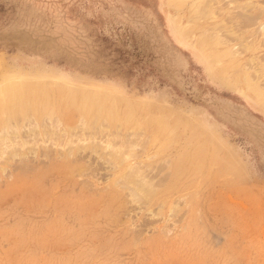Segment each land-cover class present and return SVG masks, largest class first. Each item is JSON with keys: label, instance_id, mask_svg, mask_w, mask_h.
<instances>
[{"label": "rangeland", "instance_id": "rangeland-1", "mask_svg": "<svg viewBox=\"0 0 264 264\" xmlns=\"http://www.w3.org/2000/svg\"><path fill=\"white\" fill-rule=\"evenodd\" d=\"M0 92V264H264L263 0H0Z\"/></svg>", "mask_w": 264, "mask_h": 264}, {"label": "bare ground", "instance_id": "bare-ground-1", "mask_svg": "<svg viewBox=\"0 0 264 264\" xmlns=\"http://www.w3.org/2000/svg\"><path fill=\"white\" fill-rule=\"evenodd\" d=\"M211 1V0H210ZM219 1V0H218ZM221 1V0H220ZM225 1V0H224ZM251 0H249V2H250ZM264 1V0H263ZM214 2V1H213ZM215 3V2H214ZM217 3V2H216ZM204 4V3H203ZM222 4V3H221ZM224 4H226V2L224 3ZM205 5V4H204ZM200 7H201V5H200ZM237 7H238V5H237ZM237 9V8H236ZM216 14V13H215ZM240 16V15H239ZM234 17V16H233ZM235 19V18H234ZM237 19V18H236ZM239 19V18H238ZM237 19V20H238ZM233 20V19H232ZM231 20V21H232ZM246 20V19H245ZM225 21H226V19H225ZM224 21V22H225ZM229 21V20H228ZM248 21V20H247ZM242 22V21H241ZM234 23H236V22H234ZM254 23V22H253ZM243 28V27H242ZM263 28V27H262ZM218 29V28H217ZM235 30V29H234ZM237 30H238V28H237ZM243 30V29H242ZM217 31V30H216ZM244 31V30H243ZM225 33V32H224ZM252 34V33H251ZM221 35V34H220ZM225 35V34H224ZM202 42V41H201ZM204 43V42H203ZM246 45V44H245ZM211 59V58H210ZM218 59V58H217ZM208 63V62H207ZM221 70V69H220ZM221 72V71H220ZM35 74V73H34ZM38 74V73H37ZM43 74V73H42ZM220 74V73H219ZM222 74V73H221ZM39 75V74H38ZM51 75V74H50ZM242 75V74H241ZM31 76V75H30ZM33 76V75H32ZM42 76V75H41ZM51 77V76H50ZM63 77V76H62ZM251 77V76H250ZM13 77H11V78H9V79H12ZM19 80V79H18ZM27 80V79H26ZM47 80V79H46ZM13 82V81H12ZM14 82H16V81H14ZM14 82H13V85H14ZM47 82V81H46ZM7 83L8 82H6V84L3 86V90L1 89V91H5L4 92V94H7V96L6 97H8L7 99L6 98H4V99H6V101H9V100H12V98L11 97H15L16 95H17V93H19L18 95H17V97L20 99V104H21V108H20V114L22 113V115H23V120L24 121H26L25 123H24V121H23V123L24 124H30V123H35V125H33V126H37V127H39L40 125H36V124H38L39 122H38V117H39V115H38V113H40V116L41 115H44V114H47V117L49 118V119H56V122H58V123H60L61 122V118H60V111H61V108L62 107H60V110H59V107L57 106V107H55V105H54V107H51V106H53V105H48L49 104V101L46 103V105L43 107L42 106V109H40L41 108V106L37 103L38 102V100H37V105H39V106H37L36 104L35 105H29L30 103H27V106L25 107V104H26V102L28 101V100H25V98H24V96L26 95V94H24V96H22L23 94L21 93V92H18L17 90L18 89H14V87L12 88V89H10L9 90V88H6L5 86L7 85ZM21 83H23V85H20V83H19V85H18V88L19 89H21V91H22V88H24V82L23 81H21ZM38 83V82H37ZM32 84V83H31ZM34 84V86L36 85L35 83H33ZM9 85V84H8ZM7 85V86H8ZM12 85V86H13ZM26 85V84H25ZM14 86H16V85H14ZM259 86V85H258ZM258 86L255 84H252V85H250V89H252V90H254L253 92H255V94H256V92L258 91V92H260V90H259V88H258ZM30 87V86H29ZM56 88V87H55ZM70 88V87H69ZM36 91H41L42 93H41V95H39V96H36L34 93H32V94H34L35 96H33V99H34V97L35 98H38V97H42V94H44L45 96H46V94L45 93H47V91H46V86L44 85V83H41V82H39L38 83V85L37 86H35V88H34ZM50 89V88H49ZM71 89H74V88H71ZM249 89V90H250ZM50 91H52V89H50ZM68 91V90H67ZM94 91L96 92V95H93L92 93H90V94H86L85 95V97H84V99L82 100L83 101V104H81L82 105V107H84V113H83V110L81 111V110H79V111H81L83 114H85L82 118H81V120H83V126H84V124H89L90 123V120H89V118H88V116H90L93 112H94V110H95V115H97V116H101L105 111H104V108L106 107V105L108 104V103H110V105H109V107L110 106H112L111 108H113V106L114 105H116L117 103H118V97L117 96H114V94L113 93H111V92H108V91H106V90H101V89H94L93 91H91V92H93L94 93ZM251 91V90H250ZM2 92V93H3ZM52 92H54V91H52ZM69 92V91H68ZM67 92V93H68ZM263 92V91H262ZM1 93V92H0ZM62 93V92H61ZM67 93H65V94H67ZM251 93H252V91H251ZM32 94H30L31 95V97H32ZM36 94H38L37 92H36ZM48 94V93H47ZM51 94V93H50ZM54 94V93H53ZM60 94V93H59ZM68 94H70V97H72L74 100H72V98H71V100H69L68 102H70V101H73V103H72V105L74 104V101L76 100V94H77V91L74 89V90H71L70 91V93H68ZM20 95V96H19ZM64 95V94H63ZM79 95V94H78ZM68 96V95H67ZM82 96H83V94H82ZM264 96V95H263ZM47 97V96H46ZM79 97H80V95H79ZM257 97V96H256ZM262 98V97H261ZM30 99V98H29ZM42 99V98H41ZM70 99V98H69ZM80 99V98H79ZM46 100V99H45ZM49 100V99H48ZM68 100V99H67ZM78 100V99H77ZM125 100V99H124ZM15 101V100H14ZM34 101H36V100H34ZM40 101V100H39ZM52 101V100H51ZM99 103H98V102ZM17 102H19V101H17ZM29 102H31V101H29ZM122 102V101H121ZM4 103L6 104L7 102H5L4 101ZM33 103V102H32ZM61 103V102H60ZM65 103H67V102H65ZM78 103V102H77ZM125 103V102H124ZM0 104H1V102H0ZM5 104H4V106H5ZM40 104H42V102L40 103ZM44 104V103H43ZM51 104V103H50ZM54 104H56V103H54ZM123 104V103H122ZM61 105H62V103H61ZM1 106L3 107V104H1ZM7 106V105H6ZM18 106V105H17ZM63 106V105H62ZM14 107V106H13ZM38 107H40V108H38ZM68 108V107H67ZM108 107H106V109H107ZM13 109V108H12ZM17 110H18V108H16ZM16 109H15V111H16ZM80 109H81V107H80ZM105 109V110H106ZM40 110V112H38ZM63 110V109H62ZM67 110V109H66ZM108 110H109V108H108ZM108 110H106V111H108ZM115 110V108L113 109V111ZM113 111H110V112H108V113H106L105 112V114H106V116H107V119H108V121H109V123L113 120V119H115V120H120V117L118 116V115H115L114 113L115 112H113ZM17 112V111H16ZM116 112H117V110H116ZM13 113V112H12ZM63 114H64V112H63ZM81 114V113H80ZM90 114V115H89ZM105 116V115H104ZM16 117V116H15ZM32 117V118H31ZM63 118V117H62ZM91 118H92V115H91ZM100 119H102L101 117H99ZM106 118V117H105ZM31 119H33V120H31ZM96 119V118H95ZM106 119V120H107ZM46 120V119H45ZM44 120V121H45ZM11 121V120H10ZM105 121V120H104ZM125 122V119H123L121 122ZM52 122H54V120L52 121ZM92 122H93V119H92ZM95 123V122H94ZM71 124V123H70ZM91 124V123H90ZM62 125V124H61ZM101 125V124H100ZM25 126H30V125H25ZM24 126V127H25ZM57 126V125H56ZM87 126V125H86ZM86 126H84V127H86ZM14 127V128H13ZM23 127V128H24ZM45 127V126H44ZM43 127V128H44ZM58 127V126H57ZM56 127V128H57ZM50 128V127H49ZM53 128V127H52ZM74 128V127H73ZM36 129V127L34 128V130ZM66 129V128H65ZM20 128L19 127H16V125H0V132H1V134H0V136H1V142L2 141H4L5 139H2V138H5V137H11L12 135H13V137H12V139H15V141L14 142H16V139L18 138V133H20ZM25 131V130H24ZM46 131V130H45ZM99 132V131H98ZM11 133V136L9 135ZM54 133V132H53ZM76 133V132H75ZM27 134V133H26ZM61 134H63V133H61ZM78 134V133H77ZM15 135H17L16 136V138H15ZM58 135V134H57ZM74 135V134H73ZM88 136V135H87ZM98 136V135H97ZM120 136V135H119ZM118 136V137H119ZM23 137V136H22ZM49 137V136H48ZM31 138V137H30ZM11 139V138H10ZM91 139H93V138H91ZM117 140H118V138H116ZM7 140V139H6ZM51 140V139H50ZM53 140V139H52ZM94 140V139H93ZM117 140H115V141H117ZM131 143H132V141H131ZM18 144V143H17ZM130 144V143H129ZM99 146V145H98ZM126 146V145H125ZM115 147V146H114ZM113 147V148H114ZM117 147V146H116ZM84 148V147H83ZM85 149V148H84ZM106 149H108V148H106ZM7 150V149H6ZM70 151V150H69ZM68 151V152H69ZM114 151V150H113ZM4 152V151H3ZM12 152V151H11ZM121 152V151H120ZM5 153V152H4ZM14 153V152H13ZM111 153V152H110ZM127 155V154H126ZM131 157V156H130ZM117 159V158H116ZM122 159V158H121ZM119 164V163H118ZM136 165V164H135ZM131 168L134 166H131V165H129ZM117 167V166H116ZM129 167V168H130ZM135 167V166H134ZM134 167L132 168V170H134ZM131 168L129 169V170H131ZM132 170H131V173L133 174V172H132ZM136 171V170H135ZM134 171V173H135V176H136V172ZM140 171V170H139ZM128 172V171H127ZM138 172V171H137ZM131 173L129 174V175H131ZM139 173V172H138ZM144 173V172H143ZM126 174V177L128 176V174L127 173H125ZM142 174V173H141ZM138 175V174H137ZM134 176V175H133ZM134 176V177H135ZM146 176V175H145ZM130 177V176H129ZM138 178V177H137ZM147 178V177H146ZM145 178V179H146ZM148 180V179H147ZM144 181V180H143ZM152 181V180H151ZM141 183H143L142 182V180L140 181ZM150 183V182H149ZM149 183H147L149 186H150V184ZM157 183V182H156ZM137 184V183H136ZM159 185V184H158ZM133 186H137V185H133ZM132 186V187H133ZM147 186V185H146ZM157 186V185H156ZM161 186V185H160ZM139 187V186H138ZM148 187V186H147ZM151 187H153V186H151ZM150 188V187H149ZM153 188H155V187H153ZM135 189V188H134ZM138 189V188H137ZM136 189V190H137ZM151 190H153L152 188H150ZM143 190V189H142ZM141 189H140V191H142ZM147 191V190H146ZM133 192V191H132ZM131 192V193H132ZM137 192V191H136ZM143 192V191H142ZM146 194V193H145ZM134 195V194H133ZM138 196V195H137Z\"/></svg>", "mask_w": 264, "mask_h": 264}]
</instances>
